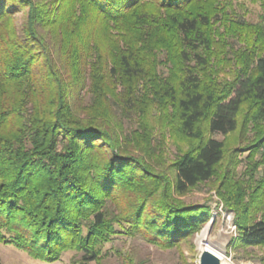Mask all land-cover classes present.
<instances>
[{
  "label": "trees",
  "instance_id": "obj_1",
  "mask_svg": "<svg viewBox=\"0 0 264 264\" xmlns=\"http://www.w3.org/2000/svg\"><path fill=\"white\" fill-rule=\"evenodd\" d=\"M215 1L0 0V243L48 264L65 252L80 255L69 264L98 263L117 236L142 235L168 249L208 221L209 207L178 199L215 178L225 156V143L198 128L225 138L244 108L254 128L264 125V28L248 40L256 47L248 56L234 54L232 80L221 82L215 47L238 41L247 24L228 20ZM19 12L27 15L23 38L12 22ZM89 14L102 42L79 30ZM114 81L139 92L146 107L171 108L196 147L169 166L153 164L137 133L130 141L117 134L106 95ZM87 83L90 102L82 105ZM217 193L237 215L238 245L264 249V216H246L240 190L230 202L232 194Z\"/></svg>",
  "mask_w": 264,
  "mask_h": 264
},
{
  "label": "rangeland",
  "instance_id": "obj_2",
  "mask_svg": "<svg viewBox=\"0 0 264 264\" xmlns=\"http://www.w3.org/2000/svg\"><path fill=\"white\" fill-rule=\"evenodd\" d=\"M33 1L46 4L51 2V0ZM215 6H223L222 11L227 12L225 16L228 17V20L241 17L243 22L247 24L246 31L243 36L241 34L238 41L228 42L229 44L226 46L222 42L215 47L214 58L219 56L224 59L220 64L222 70L218 73V79L221 82H230L233 78L230 70L237 69L235 60L236 58L240 59L239 55L235 57L234 54L238 53V50H242L245 51L243 55L248 56L246 53L253 46L255 47V43L248 42V40L253 39L256 29L264 28V0H216ZM26 20V13L19 12L14 15L12 21L22 38L23 35L20 32L26 24ZM73 21L76 23V15L73 17ZM85 21L86 27L85 24L81 25L79 30H86L92 39L95 38L98 42H102L103 34L100 31L101 24L99 21L92 14L87 15ZM227 24L229 27L232 26L231 22H227ZM72 29H74L73 25ZM219 29L224 33V26H219ZM46 30L39 29V33L48 42H54L52 39H56V37L51 36L52 34ZM53 31L56 30L53 29ZM242 37L245 38L244 41L241 40ZM162 71L166 75V71L164 69ZM87 87L88 83L79 95L82 105H87L90 102ZM111 89V93L106 91L110 100L107 104L118 126L117 134L121 138L126 136V139L130 141L134 136L133 133H137L140 145L149 148L150 161L153 164L158 158V162L161 161L164 166H169L198 144L197 139L187 138L181 134L177 115L168 106L151 105L146 107L139 102V92H135V96L130 95L128 90L123 85L117 84L116 81L112 82ZM246 112V108L242 109L239 114L237 131L225 138L219 134L210 135L204 124L198 128L201 135L211 136L225 143V156L215 178L200 184L178 198L184 205L209 207L210 217L208 221L192 238L177 246L165 249L155 245L142 235L134 237L121 235L103 246L100 262L88 264H198L201 252L198 245L200 238H204L205 245L219 255L222 264H260L264 249L256 246L243 247L238 245L235 226L237 215L231 210H226L225 202L217 193L219 190L221 194H232L228 198L230 202L233 194L235 196L237 190H240L243 193L241 199L238 198L240 204L244 207L246 204L249 207V214L246 216L250 217L251 215L252 218L257 219L264 216V145L262 147L256 145L257 149L249 146L264 134V125L254 128L247 121ZM235 147L239 148V151H234L235 154L231 156V151ZM256 150L258 151L256 152ZM133 151L142 155V152L137 149H133ZM230 159L232 164L228 166L227 163ZM252 163L254 167L256 163L255 170L254 167L250 169ZM227 168L230 169L231 173H228L226 179L222 176ZM124 202L119 204H126ZM79 257L80 255L75 252H65L60 261L51 264H69L72 260H78ZM0 264L48 263L33 260L26 253L13 246L0 243Z\"/></svg>",
  "mask_w": 264,
  "mask_h": 264
},
{
  "label": "water",
  "instance_id": "obj_3",
  "mask_svg": "<svg viewBox=\"0 0 264 264\" xmlns=\"http://www.w3.org/2000/svg\"><path fill=\"white\" fill-rule=\"evenodd\" d=\"M198 264H222V262L210 249H204L199 254Z\"/></svg>",
  "mask_w": 264,
  "mask_h": 264
},
{
  "label": "bare ground",
  "instance_id": "obj_4",
  "mask_svg": "<svg viewBox=\"0 0 264 264\" xmlns=\"http://www.w3.org/2000/svg\"><path fill=\"white\" fill-rule=\"evenodd\" d=\"M198 245H199V250L200 251H203L204 249H209L206 245H205V240H204V238H200L199 239V243H198ZM212 251V250H211ZM213 252V251H212ZM216 254V253H215ZM217 255V254H216ZM218 257H219V255H217ZM220 258V257H219Z\"/></svg>",
  "mask_w": 264,
  "mask_h": 264
}]
</instances>
